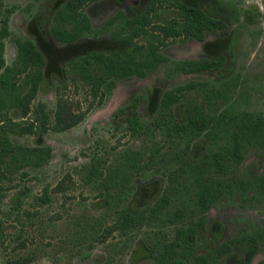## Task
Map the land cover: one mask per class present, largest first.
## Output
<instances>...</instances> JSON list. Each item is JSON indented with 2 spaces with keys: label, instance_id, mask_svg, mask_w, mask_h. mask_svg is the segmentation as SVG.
Wrapping results in <instances>:
<instances>
[{
  "label": "rangeland",
  "instance_id": "rangeland-1",
  "mask_svg": "<svg viewBox=\"0 0 264 264\" xmlns=\"http://www.w3.org/2000/svg\"><path fill=\"white\" fill-rule=\"evenodd\" d=\"M149 1L98 0L88 4L84 13L92 29L87 34L86 49L115 50L117 47L109 40L113 26H106L105 22L119 11L134 16L142 12ZM183 1L226 23L232 34L221 38L207 34L204 41L181 37L168 39L162 48L167 62L144 78L115 81L103 101L95 103L74 127L36 136L11 135L13 142L24 146H49L51 159L42 168H25L7 172L5 176L0 173V264L21 259L25 264H102L106 261L153 264L149 250L154 243L171 240L175 230L183 224L197 225L201 214L190 191L180 185L182 179L176 184L170 183L168 174L177 154L189 162L207 157L208 140L204 135L167 138L158 133L132 137L127 131L128 120L137 113L151 126L165 91L191 81L219 84L235 74L240 76L244 94L240 108L264 115V0ZM61 2L63 0H0V21H7L12 34L4 41L6 63L12 65L15 60L14 37L31 40L48 54V76L38 89L33 107L42 104L51 123L59 95L80 102L82 110L91 101L82 82L66 80L60 74V66L75 53L72 49L65 51L69 45L57 43L50 34ZM251 6H256L263 16L257 24L243 28L240 11ZM170 16L169 10L162 9L156 20L165 21ZM219 56L225 58V64L216 72L183 74L173 70L174 62L179 60ZM194 98L200 97L189 94L175 105L173 118L182 121ZM29 118H33V114ZM151 148H157L160 153L155 161H147L132 176L125 206L147 217L154 202L169 192L170 203L165 213L158 219H145L129 236L114 233L88 251L87 240L93 223L105 228L114 223L115 216L109 211L103 194L83 183L85 167L96 159L108 176L127 150L140 151L148 160ZM234 173L246 186V191L237 190L232 196L214 201L206 214L205 228L198 230L195 249L200 254L236 237L245 222L254 221L260 225L264 220V199H255L252 189L264 173V154L249 149ZM231 178L229 174L221 180L228 182ZM45 188L51 201L38 205L34 200ZM181 205L185 209L181 223L173 224L169 218L176 208H183ZM86 251L88 257L85 259ZM241 257V252L234 250L220 262L237 264ZM251 264H264V244Z\"/></svg>",
  "mask_w": 264,
  "mask_h": 264
},
{
  "label": "trees",
  "instance_id": "trees-1",
  "mask_svg": "<svg viewBox=\"0 0 264 264\" xmlns=\"http://www.w3.org/2000/svg\"><path fill=\"white\" fill-rule=\"evenodd\" d=\"M96 1L63 0L50 29L57 43L69 45L65 51L75 50L74 56L60 66L61 76L66 80L82 82L91 99L88 107L82 110L80 102L59 95L53 123L42 104L33 107L38 89L48 76L50 59L47 52L31 40L14 37L15 60L12 65H8L4 59V41L11 38L12 34L7 21H0V173L3 176L7 172L14 173L25 168H42L51 159L49 146H24L13 142L12 134L36 136L74 127L85 118L95 103L103 101L115 81L144 78L147 73L167 62L162 48L168 39L181 37L204 41L207 34L216 38L232 34L226 23L209 16L198 7L187 5L183 0H150L146 8L134 17L118 12L106 22V25L116 23L110 39L122 45V48L112 51L86 49L88 43L85 41L92 26L84 8ZM162 9L169 10L171 16L165 21H157L156 16ZM240 16V26L245 28L257 24L263 14L256 6H251L241 9ZM224 64L225 58L219 56L214 59L177 61L174 69L184 73L214 72ZM62 88L66 89V86ZM190 93L200 98L190 101L189 114L180 122L173 118L172 108ZM243 97L238 74L231 75L219 84L191 81L161 95L158 115L151 126L141 120L137 113L128 120L127 131L132 137L158 133L167 138L204 135L208 140L207 157L189 162L177 154L172 160L173 169L168 174L172 184L183 180L180 185L190 191L201 217L197 225L183 224L177 228L171 240L154 243L149 250L153 264H221L220 261L234 250L242 254L237 264H250L264 244V220L260 225L248 221L242 225L236 237L223 242L216 249L206 254H200L195 249L198 230L205 228L206 214L214 201L232 196L237 190L246 191V186L234 173L236 165L244 160L249 149H257L264 154V115L241 109ZM31 114L33 118H29ZM159 153L157 148H151L146 160L142 152L127 150L108 176L96 159H92L85 167L83 183L103 194L109 211L115 216L114 223L105 228L93 223L87 240L88 251L114 233L121 237L129 236L145 219H158L165 213L170 203L169 192L154 202L147 217L131 212L125 206L132 176L145 163L155 161ZM229 174H232L231 180H221ZM252 189L255 199H264V173L252 185ZM34 201L38 205L50 203L47 188ZM184 213V207L176 208L169 221L181 223L179 221ZM88 251L83 254V258L88 257ZM25 263L21 259L9 264Z\"/></svg>",
  "mask_w": 264,
  "mask_h": 264
},
{
  "label": "flooded vegetation",
  "instance_id": "flooded-vegetation-1",
  "mask_svg": "<svg viewBox=\"0 0 264 264\" xmlns=\"http://www.w3.org/2000/svg\"><path fill=\"white\" fill-rule=\"evenodd\" d=\"M147 4H148V3H147ZM186 4H187V3H186ZM187 5H188V4H187ZM146 6H147V5H146ZM192 7H193V6H192ZM145 8H146V7H145ZM145 8H144V9H145ZM198 8H200V7H198ZM200 9H201L202 11H204L202 8H200ZM119 12H122V11H119ZM204 12H205V11H204ZM117 13H118V12H117ZM117 13H116V14H117ZM122 13L124 14V12H122ZM140 13H141V12H140ZM116 14H115V15H116ZM138 14H139V13H138ZM138 14H136V15H138ZM115 15H114V16H115ZM124 15H125V14H124ZM136 15H134V16H136ZM125 16H127V15H125ZM134 16H127V17H134ZM209 16H210V15H209ZM112 17H113V16H112ZM112 17H111V18H112ZM211 17H212V16H211ZM111 18H110V19H111ZM213 18H214V17H213ZM110 19H109V20H110ZM215 19H216V18H215ZM217 20H218V19H217ZM107 21H108V20H107ZM107 21H106V22H107ZM241 21H242V19H241ZM106 22H105V25H106ZM115 25H116V23H114V24H112V25H106V26H113V29H112V32H113V30L115 29ZM230 29H231V28H230ZM112 32H111V33H112ZM211 35H212V34H211ZM214 37H215V36H214ZM109 40H110V42H111L112 44H114L117 48H122V47H121L122 45H120L119 43L113 42V41L110 39V37H109ZM185 40H186V39H185ZM187 40H188V39H187ZM191 40H193V39H191ZM200 59H203V58H200ZM209 59H212V58H209ZM186 60H199V59H186ZM179 61H184V60H179ZM176 62H177V61H176ZM174 63H175V62H174ZM157 69H158V68H157ZM173 70H174L175 72H180V73H183V74L200 73V72L184 73V72H181V71H176V70L174 69V64H173ZM218 71H219V70H218ZM214 72H216V71H214ZM149 73H150V72H149ZM147 74H148V73H147ZM145 77H146V76H145ZM132 78H134V77H132ZM135 78H137V77H135ZM195 82H196V81H195ZM197 82H198V81H197ZM187 83H188V82H187ZM203 83H204V82H203ZM185 84H186V83H185ZM185 84H183V85H185ZM177 87H178V86H177ZM172 89H173V88H172ZM170 90H171V89H170ZM165 92H166V91H165ZM190 94H194V93H190ZM179 103H180V102H179ZM158 104H159V102H158ZM177 104H178V103H177ZM177 104H175V105H177ZM175 105H174V106H175ZM174 106H173V107H174ZM189 108H190V104H189ZM133 114H134V113H133ZM133 114H132V115H133ZM188 114H189V110H188L187 115H188ZM132 115H131V116H132ZM187 115L184 117V119L187 117ZM130 118H131V117H130ZM184 119H183V120H184ZM183 120H182V121H183ZM178 121H179V120H178ZM182 121H180V122H182ZM245 154H246V153H245ZM252 260H253V259H252ZM251 262H252V261H251ZM250 264H251V263H250Z\"/></svg>",
  "mask_w": 264,
  "mask_h": 264
}]
</instances>
